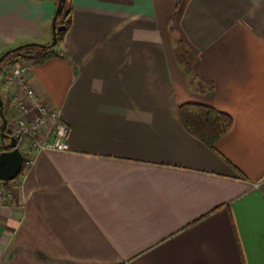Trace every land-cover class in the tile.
Masks as SVG:
<instances>
[{
  "label": "crops",
  "instance_id": "obj_1",
  "mask_svg": "<svg viewBox=\"0 0 264 264\" xmlns=\"http://www.w3.org/2000/svg\"><path fill=\"white\" fill-rule=\"evenodd\" d=\"M68 2L30 80L69 150L0 199V264H264V0ZM56 6L0 0V57L50 43ZM183 105L232 127L212 148Z\"/></svg>",
  "mask_w": 264,
  "mask_h": 264
},
{
  "label": "built area",
  "instance_id": "obj_2",
  "mask_svg": "<svg viewBox=\"0 0 264 264\" xmlns=\"http://www.w3.org/2000/svg\"><path fill=\"white\" fill-rule=\"evenodd\" d=\"M33 67L32 62L21 59L3 68L0 76L9 91L8 110L14 120L10 124L9 135L17 139L16 146L11 145L9 138L0 141V155L4 150L18 148L24 155L26 167L33 164L40 151L69 150V127L60 120L58 111L50 109L42 101L33 87L30 80ZM1 130L3 127L0 125V134ZM3 182L0 199L10 195L19 185L18 179Z\"/></svg>",
  "mask_w": 264,
  "mask_h": 264
},
{
  "label": "trees",
  "instance_id": "obj_3",
  "mask_svg": "<svg viewBox=\"0 0 264 264\" xmlns=\"http://www.w3.org/2000/svg\"><path fill=\"white\" fill-rule=\"evenodd\" d=\"M71 14L72 10L70 3L67 2L58 21L59 24L66 25V29L58 34V43L54 47L41 48L37 45H24L19 49L11 50L7 54L4 53L0 57V72H2L3 65L13 64L21 59L29 60L33 64H40L53 56L59 55L57 47L62 41V34L67 30L71 23ZM180 112L182 121L187 130L202 139L212 148H215L217 140L229 132L232 127V120L229 116L209 106L183 105ZM5 117L6 106L4 107V118ZM6 127L7 124L5 125V128ZM25 167L26 165L24 161L22 171ZM22 171L20 173H22Z\"/></svg>",
  "mask_w": 264,
  "mask_h": 264
},
{
  "label": "water",
  "instance_id": "obj_4",
  "mask_svg": "<svg viewBox=\"0 0 264 264\" xmlns=\"http://www.w3.org/2000/svg\"><path fill=\"white\" fill-rule=\"evenodd\" d=\"M66 3L67 0L57 1L56 11L52 21V32H53L52 41L50 43L30 42L24 45H37L41 48L54 47L58 43V34L66 29V25L58 23L59 17L62 15ZM24 45H20L14 49H19ZM10 51L11 50L5 53L7 54ZM0 65H1V59H0ZM0 114L2 117L4 116V100L1 96V93H0ZM5 136L6 138H9L11 140L12 146H16L17 139L14 136H10V135H5ZM23 162H24V155L18 148L2 151L0 155V181H10L15 179L22 171Z\"/></svg>",
  "mask_w": 264,
  "mask_h": 264
},
{
  "label": "rangeland",
  "instance_id": "obj_5",
  "mask_svg": "<svg viewBox=\"0 0 264 264\" xmlns=\"http://www.w3.org/2000/svg\"><path fill=\"white\" fill-rule=\"evenodd\" d=\"M67 2H68V0H67ZM186 53H187V51H186ZM182 56L184 57V60L187 62L191 59V54H189V53H187L186 55L182 54ZM9 65H11V64L3 65L2 71H3V68H5L6 66H9ZM0 76H1V72H0ZM0 93H1V96L4 100V107L6 106V117L4 118V116L2 117L0 114V125H1V127L3 126V128H4V130H1L2 134H0V141H2V140L7 139V138H5L6 136H4V135L10 134L9 127H10V124L13 123L14 120L10 117V112L8 110V108H9V91L5 88L1 79H0ZM6 124H7V127L5 128ZM20 175H21V173L15 179H18L20 177ZM3 183H4L3 181H0V185H3ZM2 191H5V190H2Z\"/></svg>",
  "mask_w": 264,
  "mask_h": 264
}]
</instances>
